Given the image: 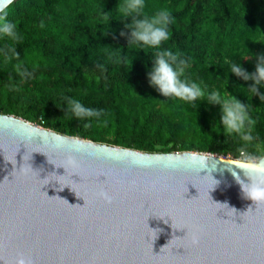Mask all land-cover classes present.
I'll return each mask as SVG.
<instances>
[{
    "label": "trees",
    "instance_id": "16d2710c",
    "mask_svg": "<svg viewBox=\"0 0 264 264\" xmlns=\"http://www.w3.org/2000/svg\"><path fill=\"white\" fill-rule=\"evenodd\" d=\"M123 2L13 0L7 20L17 25L21 39L0 34V114L60 135L145 153L236 158L244 142L225 133L220 106L206 98L194 103L165 98L150 86L147 73L156 49L128 45L125 24L131 20L124 21L117 10ZM163 8L174 23L161 48L186 61L181 78L250 104L256 139L248 151L264 153V101L248 90L251 81L230 71L233 60L252 73L256 57L264 54V0H145L143 12L152 16ZM13 47L19 61L5 58V50ZM18 62L35 69L33 78L21 80L14 71ZM259 91L264 95V87ZM66 97L104 115L76 118L67 113Z\"/></svg>",
    "mask_w": 264,
    "mask_h": 264
},
{
    "label": "water",
    "instance_id": "95a60500",
    "mask_svg": "<svg viewBox=\"0 0 264 264\" xmlns=\"http://www.w3.org/2000/svg\"><path fill=\"white\" fill-rule=\"evenodd\" d=\"M238 164L0 114V264H264V204L243 198L228 171Z\"/></svg>",
    "mask_w": 264,
    "mask_h": 264
},
{
    "label": "clouds",
    "instance_id": "9594fccd",
    "mask_svg": "<svg viewBox=\"0 0 264 264\" xmlns=\"http://www.w3.org/2000/svg\"><path fill=\"white\" fill-rule=\"evenodd\" d=\"M12 3L13 0H0V34L13 41H19L21 37L16 31L17 25L7 20L6 9ZM144 8L145 0H124L122 4L117 5V10L125 17L124 21L131 20V23L125 24V28L130 33L128 45L140 44L156 49L152 67L147 73L150 86L156 88L165 98L174 97L193 103L206 98L209 104L220 106L219 120L225 133L228 136L236 135L244 142L243 146L237 149L239 164L228 166V171L239 185L244 199L251 200L255 205L264 204V153L257 155L248 151V145L256 139L252 134L256 121L251 115L253 110L251 105L243 103L236 96L228 94L226 90L225 95H221L220 91L215 89L207 91V85L202 86V82L182 79L186 61L180 57L179 53L174 54L170 49L161 48V45L170 38L169 27L174 23V17L167 8L156 11L152 16L145 15ZM102 15L105 19L109 18L108 13L103 12ZM120 35L124 36L125 33L121 32ZM4 55L6 60L12 57L17 61L20 60V55L14 47L6 49ZM14 71L22 81H26L33 78L35 69L29 71L22 62H18L14 65ZM230 71L245 82L251 81L252 84L248 90L253 94L252 96H259L261 101H264V95L259 91L260 87H264V54L256 57L254 72L249 73L233 60ZM65 99L68 106L67 113L76 118L99 119L104 115L103 110L85 107L81 102L70 97ZM88 126V124L85 125V127ZM234 169H238L239 172ZM239 173H243V178ZM214 181L216 184L219 183ZM97 195L108 202L112 199L105 190H100ZM16 264H28V262L21 257Z\"/></svg>",
    "mask_w": 264,
    "mask_h": 264
},
{
    "label": "built area",
    "instance_id": "2783aa9c",
    "mask_svg": "<svg viewBox=\"0 0 264 264\" xmlns=\"http://www.w3.org/2000/svg\"><path fill=\"white\" fill-rule=\"evenodd\" d=\"M222 158H224V159H230V160H233V161H237V162H239V159H238V157H239V154H238V156L236 157V158H232V157H230V156H221Z\"/></svg>",
    "mask_w": 264,
    "mask_h": 264
}]
</instances>
